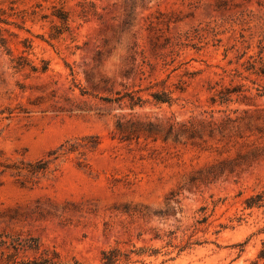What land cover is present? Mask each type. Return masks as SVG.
I'll use <instances>...</instances> for the list:
<instances>
[{"label":"rangeland","instance_id":"1","mask_svg":"<svg viewBox=\"0 0 264 264\" xmlns=\"http://www.w3.org/2000/svg\"><path fill=\"white\" fill-rule=\"evenodd\" d=\"M0 40L3 161L99 141L44 175L0 176V264L45 250L103 264L113 248L114 264H264V206L244 205L264 189V138L154 143L114 130L118 118L165 125L245 109L264 122V0H0ZM225 89L235 92L222 103ZM125 92L144 103L105 101ZM162 92L170 104L152 99Z\"/></svg>","mask_w":264,"mask_h":264},{"label":"trees","instance_id":"2","mask_svg":"<svg viewBox=\"0 0 264 264\" xmlns=\"http://www.w3.org/2000/svg\"><path fill=\"white\" fill-rule=\"evenodd\" d=\"M57 17L61 20L67 21V16L62 14H57ZM3 43L2 40H0ZM24 60V59H23ZM21 66L20 63L14 68ZM35 71L34 67H31ZM45 69V68H43ZM235 90L225 89L224 92H220L222 96L219 99L222 103L230 102L231 95ZM116 97L113 99H106V102L115 103L118 106L126 104L129 109L133 110L135 107H140L144 100L137 95L135 92H125L123 94L116 93ZM152 99L156 102L170 104L171 98L168 93H155L151 95ZM214 101V100H213ZM236 110L234 111V113ZM244 116L230 117L228 115L224 116L220 121L213 120L211 117L209 120H188L185 122H174L167 121L165 125L153 123L151 121H139L133 118H118L114 124L115 135L121 141L135 140L139 141L141 138L146 141L157 142L161 140L163 143L167 140H171L176 143L179 140H183V143L190 141L192 144L196 143H207V141H215L216 144H222V146H227L234 140H243L245 137L249 138L254 136L256 141H260L264 138V122H259L260 118H253L254 115L249 112V109L242 111ZM250 121H253L252 124ZM242 130H247L248 135L243 136ZM114 138V136H113ZM82 141H87L86 143L80 145L78 143L69 144L68 141L61 144L56 150L37 159L34 162H28L24 166L21 164H9L3 161L2 153L0 152V176L5 172H11L17 176L27 175L29 178L37 177L39 175H44L50 170V166L54 164L57 159L67 153H72L78 151V149H88L94 150L98 144V138L95 136L84 137ZM200 142V143H199ZM244 205L246 208L252 207H263L264 206V189L255 194L247 197L244 200ZM263 249L260 250L258 259L264 261V243L262 244ZM34 250H38L39 246L37 244H31L27 246ZM103 264H114L118 261V256L120 251L113 248L109 251H103L101 253ZM13 264H67L62 262L59 258V254L55 251L45 250L43 254L37 258L29 259L26 261H15Z\"/></svg>","mask_w":264,"mask_h":264}]
</instances>
